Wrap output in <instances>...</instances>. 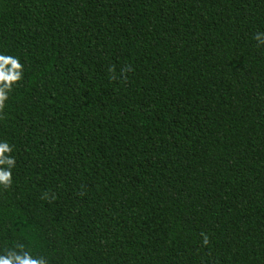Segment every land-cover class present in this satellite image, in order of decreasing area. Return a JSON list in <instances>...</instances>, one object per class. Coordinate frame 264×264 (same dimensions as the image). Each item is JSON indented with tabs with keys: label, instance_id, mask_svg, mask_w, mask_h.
Instances as JSON below:
<instances>
[{
	"label": "trees",
	"instance_id": "1",
	"mask_svg": "<svg viewBox=\"0 0 264 264\" xmlns=\"http://www.w3.org/2000/svg\"><path fill=\"white\" fill-rule=\"evenodd\" d=\"M257 33L264 0H0V54L24 65L0 254L264 264Z\"/></svg>",
	"mask_w": 264,
	"mask_h": 264
},
{
	"label": "clouds",
	"instance_id": "2",
	"mask_svg": "<svg viewBox=\"0 0 264 264\" xmlns=\"http://www.w3.org/2000/svg\"><path fill=\"white\" fill-rule=\"evenodd\" d=\"M255 39L258 44L264 45V33H257ZM24 65L19 57L0 54V111L9 100V94L22 81ZM14 146L6 140H0V185L5 188L13 183V169L16 165ZM203 243L208 244L207 236ZM0 264H49L43 256H34L26 250L23 244H16L0 254Z\"/></svg>",
	"mask_w": 264,
	"mask_h": 264
}]
</instances>
